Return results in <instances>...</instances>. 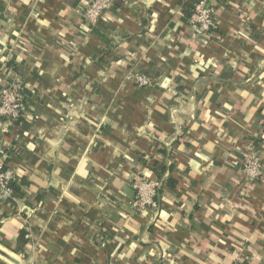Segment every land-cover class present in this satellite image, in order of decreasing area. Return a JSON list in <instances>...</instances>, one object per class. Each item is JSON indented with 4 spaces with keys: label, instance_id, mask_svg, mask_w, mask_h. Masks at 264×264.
<instances>
[{
    "label": "crops",
    "instance_id": "crops-1",
    "mask_svg": "<svg viewBox=\"0 0 264 264\" xmlns=\"http://www.w3.org/2000/svg\"><path fill=\"white\" fill-rule=\"evenodd\" d=\"M85 1L0 0V88L19 80L26 105L0 131L23 193L0 202V251L16 261L0 264H264V0H210L207 37L182 0H124L93 25ZM153 160L175 183L137 212L132 181Z\"/></svg>",
    "mask_w": 264,
    "mask_h": 264
},
{
    "label": "built area",
    "instance_id": "built-area-1",
    "mask_svg": "<svg viewBox=\"0 0 264 264\" xmlns=\"http://www.w3.org/2000/svg\"><path fill=\"white\" fill-rule=\"evenodd\" d=\"M114 0H86L82 15L89 25H93L107 10L113 6ZM216 9L210 0H197L194 11L188 19V25L194 37L210 36L215 27ZM153 78L141 73L134 79L135 85L142 87L151 85ZM26 109L23 87L19 80L5 82L0 88V131L5 132L9 124L23 114ZM6 151H0V202L9 203L14 199L10 184L14 181L13 170L5 164ZM9 157V156H8ZM241 171L246 181H255L262 176L260 158L252 147L245 148L240 156ZM6 166V167H5ZM164 185L163 179L155 176L136 177L132 181L134 197L131 208L137 212L159 207V190Z\"/></svg>",
    "mask_w": 264,
    "mask_h": 264
},
{
    "label": "trees",
    "instance_id": "trees-1",
    "mask_svg": "<svg viewBox=\"0 0 264 264\" xmlns=\"http://www.w3.org/2000/svg\"><path fill=\"white\" fill-rule=\"evenodd\" d=\"M124 0H114L113 4H116L117 6H120L121 3ZM197 0H182L181 1V10L183 15L189 19L194 11V7L196 4ZM9 65L11 64L10 62L8 63ZM24 120V115L21 114L20 117H18L14 123L18 124ZM7 154L10 152H18L19 149H12L8 147L6 149ZM162 152L165 153V149H162ZM9 159V158H8ZM6 167V166H5ZM147 168L155 175L156 178L158 179H163L165 183H167L169 186H173L175 181L169 176L163 177L164 173L166 171H170L172 169V165H166L165 161H159V160H153L149 164H147ZM24 184V181H23ZM10 190L13 198H20L23 196V193L20 188V184L16 183L13 181L10 184ZM10 203H13L12 199L9 200ZM12 243V248L16 253H19L21 255H25L24 251L25 248L27 247L28 239L26 238V231L24 229H19L15 233L14 238L11 240Z\"/></svg>",
    "mask_w": 264,
    "mask_h": 264
},
{
    "label": "water",
    "instance_id": "water-1",
    "mask_svg": "<svg viewBox=\"0 0 264 264\" xmlns=\"http://www.w3.org/2000/svg\"><path fill=\"white\" fill-rule=\"evenodd\" d=\"M0 254H1L2 256L6 257V258L9 259V260H12L14 263H16V261H14L9 255H7V254H5V253H2L1 251H0Z\"/></svg>",
    "mask_w": 264,
    "mask_h": 264
},
{
    "label": "rangeland",
    "instance_id": "rangeland-1",
    "mask_svg": "<svg viewBox=\"0 0 264 264\" xmlns=\"http://www.w3.org/2000/svg\"><path fill=\"white\" fill-rule=\"evenodd\" d=\"M238 264H248L247 262H245V261H241L240 263H238Z\"/></svg>",
    "mask_w": 264,
    "mask_h": 264
}]
</instances>
